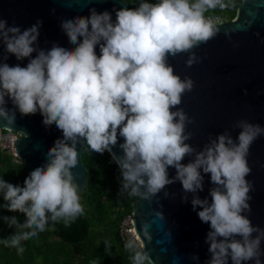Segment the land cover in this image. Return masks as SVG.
I'll return each mask as SVG.
<instances>
[{
  "label": "clouds",
  "instance_id": "9594fccd",
  "mask_svg": "<svg viewBox=\"0 0 264 264\" xmlns=\"http://www.w3.org/2000/svg\"><path fill=\"white\" fill-rule=\"evenodd\" d=\"M231 2L139 0L135 7L114 8L115 18L113 11L92 7L88 15L77 12L59 21L74 46L56 40L41 46L40 18L23 28L0 18V120L11 127L17 111L39 110L46 125L55 122L62 130L47 149L48 159L32 167L23 183L0 178V208L25 213L23 220L14 213L0 216L16 228L0 242L23 251L22 239L44 231L49 221L68 224L83 213L72 169L78 164L77 144L86 142L94 152L108 151L118 165L119 193L151 199L180 181L182 199L193 194V209L209 223L206 264H264V227L247 214L253 189L248 154L264 135V125L239 119L233 124L239 129L235 136L225 129L197 149L188 142L191 117L177 107L194 81L181 78L168 62L182 52L189 53L187 65L198 62L190 50L220 31L219 18L205 13ZM9 54L18 61L29 59L24 66L10 65ZM114 146L122 150L119 155ZM186 156L189 161L182 163ZM170 166L174 176H169ZM204 174L212 186L201 198L197 193L204 189ZM104 245L108 251L109 243ZM124 247L132 252V264H144L146 255L136 250L134 238ZM192 259L199 264L197 254Z\"/></svg>",
  "mask_w": 264,
  "mask_h": 264
},
{
  "label": "water",
  "instance_id": "95a60500",
  "mask_svg": "<svg viewBox=\"0 0 264 264\" xmlns=\"http://www.w3.org/2000/svg\"><path fill=\"white\" fill-rule=\"evenodd\" d=\"M122 6L131 8L127 0H0V18L22 28L40 18L38 40L41 46H50L54 40L74 46L59 23L61 17L77 12L88 15L95 7L97 11H113L115 18L114 8ZM219 24L220 31L215 36L190 50L200 57L198 62L187 65L188 52L168 57L181 78L190 76L194 81L193 88L182 94L177 107L191 117L186 127L192 132L188 142L197 149L202 148L210 136L225 129L235 136L239 129L233 128V124L239 119L264 125V0H243L236 17ZM225 29L231 30L229 35L225 34ZM2 47L0 45V59ZM28 59L18 61L14 54H9L6 62L24 66ZM7 106L13 107L10 101ZM3 124L6 121L0 120V127L24 132V137L15 140V146L29 170L48 159L47 149L62 136L55 122L50 125L43 122L39 110L24 115L17 111L13 126ZM122 139L119 138L118 143ZM77 150L78 164L72 171L82 195L89 183L83 162L84 142L77 144ZM113 151L119 155L122 150L114 146ZM189 159L186 156L182 163ZM248 162L252 169L248 179L253 182V189L251 211L247 214L253 224L264 227V135L252 143ZM168 171L169 176L175 175L174 167L170 166ZM204 175V189L197 193L201 198L208 196L212 186L209 174ZM165 190L169 193L167 196ZM183 195L181 182L175 181L151 199L139 196L132 203L135 228L143 242V252L152 264H197L192 259L193 254L198 255L199 264H206L210 256L205 242L209 223L202 222L193 209V194L188 193L187 200L182 199ZM157 211L163 216H158Z\"/></svg>",
  "mask_w": 264,
  "mask_h": 264
},
{
  "label": "trees",
  "instance_id": "16d2710c",
  "mask_svg": "<svg viewBox=\"0 0 264 264\" xmlns=\"http://www.w3.org/2000/svg\"><path fill=\"white\" fill-rule=\"evenodd\" d=\"M127 1L131 7L139 2ZM242 1L232 0L229 7L211 9L205 15L222 21L228 15L231 21ZM83 162L89 175L88 186L80 195L83 213L68 224L63 220L49 221L44 231L22 239L23 251H17L16 245L0 242V264H132V252L120 242L119 224L140 195L119 193L120 170L108 151L94 152L84 142ZM29 171L24 163H14L0 149V178L23 183ZM0 203H3L2 196ZM13 213L21 220L25 218L22 210L0 208V216ZM15 230L14 225L0 220V241ZM105 241L110 245L108 251H105ZM144 264H152L147 256Z\"/></svg>",
  "mask_w": 264,
  "mask_h": 264
},
{
  "label": "built area",
  "instance_id": "2783aa9c",
  "mask_svg": "<svg viewBox=\"0 0 264 264\" xmlns=\"http://www.w3.org/2000/svg\"><path fill=\"white\" fill-rule=\"evenodd\" d=\"M221 21L222 20L220 19L218 20V22ZM24 135V132L21 130L0 127V149L9 154L13 162L16 164H22L23 160L21 159V156L17 151V148L15 146V140L24 137ZM133 217L134 212L132 208L129 211L125 212V214L122 216L119 224L120 242L124 247V244L128 239L134 238L137 244L136 250L143 251V242L141 240L140 235L136 231Z\"/></svg>",
  "mask_w": 264,
  "mask_h": 264
},
{
  "label": "rangeland",
  "instance_id": "374dc122",
  "mask_svg": "<svg viewBox=\"0 0 264 264\" xmlns=\"http://www.w3.org/2000/svg\"><path fill=\"white\" fill-rule=\"evenodd\" d=\"M235 17H236V15H235ZM235 17H234V18H235ZM234 18H233V19H234ZM223 21H225V22H229V21H230V17H229L228 15H226Z\"/></svg>",
  "mask_w": 264,
  "mask_h": 264
}]
</instances>
